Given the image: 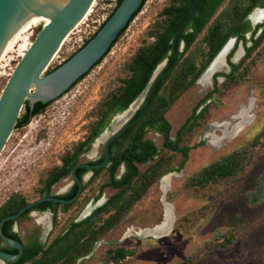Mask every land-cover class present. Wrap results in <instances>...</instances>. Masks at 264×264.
<instances>
[{
	"label": "rangeland",
	"instance_id": "obj_1",
	"mask_svg": "<svg viewBox=\"0 0 264 264\" xmlns=\"http://www.w3.org/2000/svg\"><path fill=\"white\" fill-rule=\"evenodd\" d=\"M169 1L145 0L140 11L97 65L56 97L43 112L33 116L28 124L13 129L0 153V206L13 194L22 196L28 203L41 197L48 171L60 165L62 156L88 134L97 118L101 101L114 92L121 79L127 76L128 64L138 48L152 40L148 31ZM233 1L222 3L181 59L192 56L199 65L206 50L203 40L206 27ZM238 1L245 3L247 0ZM115 2L94 0L86 16L65 38L47 71L81 47L85 39L106 20ZM44 21L40 18L31 24L26 33L29 42ZM244 38L245 46H249L251 32ZM20 43L18 41L0 61V92L22 56ZM239 43L245 47L243 42ZM229 61L237 64L240 59ZM228 67L227 63L223 70L214 69L208 83L204 84L207 75L201 82L196 81L181 92L169 105L164 117L170 124V137H175L177 129L192 114L198 102L212 90L213 75L218 71L229 72ZM236 76L232 82L216 78V91L196 110L198 113L205 107L202 117L197 119L190 132L181 137L180 143L192 148L182 168L168 173L165 198L173 215L170 230L162 234L150 231L164 217L159 178L151 182L117 224L100 235L89 257L83 258L79 264H264V38L243 60ZM142 93L144 99L146 92ZM141 103L135 112L121 120L119 126L135 115ZM249 104L250 121L233 133L232 127L239 121L237 115L241 107ZM23 112L24 106L20 115ZM112 118L103 130L109 131L108 136L113 132ZM144 137L152 140L157 155L137 164L139 174L158 159L164 160L163 168L178 165L181 154L164 148L159 133L147 130ZM106 138L93 153V148L85 152L80 162L99 158ZM232 152H238L241 161L235 175L202 186L191 184V178L203 167ZM91 176L89 174L84 180V189L68 208L64 210L58 206L55 215L50 211L28 214L18 218L13 228L25 241L37 233L40 242L46 246L71 220L79 221L77 219L86 205L98 202L97 207L115 192L111 187L101 189L107 180L105 171ZM70 184L71 178L67 176L52 185L50 191L52 194H63ZM36 214L48 215V232L36 221ZM105 216L103 214L98 221L101 222ZM117 246L132 252L118 263L107 261L109 250Z\"/></svg>",
	"mask_w": 264,
	"mask_h": 264
},
{
	"label": "trees",
	"instance_id": "obj_2",
	"mask_svg": "<svg viewBox=\"0 0 264 264\" xmlns=\"http://www.w3.org/2000/svg\"><path fill=\"white\" fill-rule=\"evenodd\" d=\"M120 1L121 0H116L114 8ZM195 1L196 0H170L169 3L163 7L159 13L160 18L148 31V36L152 38V40L138 48L128 64L127 76L121 79L120 85L114 92L110 93L101 101L97 112V118L91 124L90 130L85 138L77 142L70 151H67L62 156L60 165H56L48 171L43 181L41 197L54 195L50 191L52 185L70 175L73 166L80 162V157L90 149L94 139L98 137L109 124L111 118L116 113L125 110L143 91L156 65L164 59H167L165 68L170 65L173 59L171 42ZM224 1L225 0L199 1L187 24L177 37L175 46L178 59L176 64L169 73L159 79L149 98L146 109L139 120L127 127L110 143V157L108 163L101 168L92 169L91 177L98 175L101 171H105L107 180L102 184L101 189L104 187H111L115 192L101 205L95 207L91 213L83 219L79 221L71 220L66 228L46 246L43 243H39L36 248L30 249L31 247L28 245L26 249L27 254L23 258L28 264H74L79 257L88 254L92 250L101 234L118 223L124 214L128 212L130 207L140 198L141 194L151 182L171 171H177L182 168L192 146L181 144V137L190 132L196 125L197 119L202 117L205 107H202L198 113H196V110L216 91V78L220 76L225 80L234 81L237 77V69L243 64V60L250 56V52L259 44L261 39L264 38V19L254 28H252L248 19V14L254 7H262L264 9V0H247L245 3L234 0L227 9L218 14L206 27V32L203 36L206 50L202 55L203 57L199 65L195 63L192 56H186L181 59L183 53L192 45L197 35L211 20ZM144 2L145 0H143L140 8L132 15L128 24L140 11ZM102 24L103 22L99 25L98 29ZM126 27L127 26L119 32L111 46L116 42ZM40 28L41 25L38 27L37 32ZM258 29H260V32L253 38ZM247 32H251V44L249 46H245L246 41L244 36ZM94 33L86 38L81 46H83ZM232 36L236 37L237 42H243L245 46L244 56L235 64L229 61L234 49L230 51L227 56V63L230 68L229 72H216L213 75L214 87L212 90L198 102L192 114L177 129L175 137H170V124L164 117L165 110L177 99L181 92L197 81L223 43ZM181 42H183V48L179 51L178 48ZM110 47L105 54L109 51ZM104 55L92 67L97 65ZM88 72L80 76L69 88L82 79ZM52 101L53 100L45 103L35 102L33 106H30L28 100H26L24 102V112L18 117L14 128H20L28 124L33 116L43 112ZM138 113L139 110L134 116ZM147 130H152L161 135L164 148L174 153L181 154L182 158L176 167L163 168L164 160L158 159L150 164L142 174H139L137 164L145 163L157 155V148L152 140L144 137ZM101 159L102 155L97 161ZM121 166H123V171L119 173ZM240 167L241 161L239 153L232 152L210 165L203 167L191 178V184L202 186L208 182H215L220 179L231 177L238 172ZM85 171L86 169L84 168H78L75 172L77 176L81 178V175ZM84 187L85 183L82 185V189H84ZM76 188V184H74L70 192L57 196L69 198L75 193ZM95 199H97V197ZM27 203L28 202L22 196L18 194L11 195L0 206V220L16 212ZM73 203L74 202L62 204L59 202L43 201L25 210L21 216L27 215L31 209L44 210L47 208H50L53 215H55L58 206H62L65 210ZM103 214H106V216L99 222L98 220ZM11 221L12 220L8 222L10 223ZM131 252V250L117 246L109 250L107 261L118 263L130 255ZM23 259L17 264H22L24 261Z\"/></svg>",
	"mask_w": 264,
	"mask_h": 264
},
{
	"label": "water",
	"instance_id": "obj_3",
	"mask_svg": "<svg viewBox=\"0 0 264 264\" xmlns=\"http://www.w3.org/2000/svg\"><path fill=\"white\" fill-rule=\"evenodd\" d=\"M199 1L200 0H196L194 2L182 25L178 28L173 37L171 42L173 59L170 65L165 68L167 60L164 59L154 68L146 87L142 91H145L146 94L140 108L138 109L139 113L136 116L129 118L106 138L103 144L101 161L94 163L83 162L76 164L72 168L71 176L77 184L75 194L69 199L59 196H42L22 206L16 212L5 216L0 221V237L2 241L7 246L18 250L16 255L0 251V260L13 262L22 252V246L18 241L11 240L3 234L1 226L5 221L17 218L25 210L43 201L63 203H70L74 201L79 196L82 189V181L77 177L75 173L76 169H86V178L91 173L92 169L101 168L108 163L110 157V143L127 127L133 125L139 120L146 109L149 98L159 79L169 73L176 64L178 59V53L175 46L177 37L187 24ZM93 2L94 0H0V57L26 22L37 16H42L47 19V22L41 25V28L31 40V44L28 49L17 61L0 92V153L17 123V119L20 116L24 102L28 100L30 106H33L35 102L45 103L54 100L60 94L69 89V87L80 76L88 72L90 68L105 54L118 36L119 32L127 26L132 15L140 8L143 0H121L114 8L110 16L103 22L101 27L97 29L94 35L83 46H81L58 66L50 71H47L50 62L61 48L65 38L86 16ZM256 9L261 10L262 16L264 14L262 8H254L248 15L252 26H254L255 23L251 20V14ZM230 40L235 42V38L233 37L227 39L204 71H206L214 60L221 54ZM182 47L183 43L180 44L178 50L181 51ZM239 49L244 52L243 47L239 44V47L235 49L231 60L235 57V54ZM227 54L223 57V62H226ZM142 92L128 105L125 110L116 113L113 116L112 121L114 118L123 115L142 94ZM101 134L102 133L94 139L91 144V149ZM97 204L98 202L94 205H91L90 203L86 205L77 220H81L89 215ZM90 254L91 253L79 257L75 264H79L83 258L89 257Z\"/></svg>",
	"mask_w": 264,
	"mask_h": 264
},
{
	"label": "bare ground",
	"instance_id": "obj_4",
	"mask_svg": "<svg viewBox=\"0 0 264 264\" xmlns=\"http://www.w3.org/2000/svg\"><path fill=\"white\" fill-rule=\"evenodd\" d=\"M40 18L45 20L44 23L47 22V19L42 17V16L34 17V18L30 19L28 22H26L25 25L20 30V32L17 34V36L14 38V40L11 42V44L8 46V48L5 50L3 55L0 57V61L7 55L8 52H10L13 49V47L15 46V44L18 41H21V43L19 44L20 54H22V55L24 54V52L28 49L29 45L31 44V42H29L28 37L26 35L27 30L30 28L32 23H34L37 19H40ZM251 20L255 24L260 22L262 20V12H261V10L256 9L251 14ZM233 43H234L233 40H230L228 42V44L226 45L224 50L221 52V54L214 60V62L210 65V67L206 71H204L203 75H201V77L198 79L199 82H201V80L204 79V77L208 75V79L206 81H204V84L208 83L209 79H210V74H211V72H213L214 69L223 70L224 68L227 67V63L223 62V57L229 52V50L233 46ZM242 56H243V51L239 49L236 52L235 57L232 60L236 61V60L240 59ZM143 95H144V93H142L136 99V101L126 110V112L123 115L114 118V120L112 122V130L113 131L118 128L119 123L121 122V120H123L128 114H131V113L136 111V109L140 105L141 101L143 100ZM250 112H251V104L241 107L240 112L237 115V118H238L239 121H238V123L236 125H234L232 127V132L233 133L234 132L236 133L239 130H241L244 127V125L247 124L250 121V119H251ZM233 118H235V117H233ZM211 131H212V129L209 130V132H211ZM108 135H109V131L108 130H105V131L102 132L100 137L96 140L95 144L93 145V149L91 151L92 153L96 150L98 145ZM168 176H169V174H166L161 179V185L160 186H161V189H162V197L161 198H162V202H163V205H164V217H163V221L159 225L153 227V229L150 230L152 233H155V234H162V233H165V232L169 231L171 226H172V224H173V215H172L171 210H170V204L166 201V198H165L166 192L168 190V182H167ZM36 221L39 224L42 225V227L45 230V232L49 231L50 226H49V221H48V215L47 214H38L37 218H36ZM139 234H141V232Z\"/></svg>",
	"mask_w": 264,
	"mask_h": 264
},
{
	"label": "flooded vegetation",
	"instance_id": "obj_5",
	"mask_svg": "<svg viewBox=\"0 0 264 264\" xmlns=\"http://www.w3.org/2000/svg\"><path fill=\"white\" fill-rule=\"evenodd\" d=\"M254 8H256V7H254ZM253 8V9H254ZM259 8H262V7H259ZM253 9L251 10V12L253 11ZM263 9V8H262ZM250 12V13H251ZM249 13V14H250ZM263 13H264V9H263ZM248 14V15H249ZM249 19V18H248ZM262 19H264V14H263V16H262ZM250 21V20H249ZM251 23V22H250ZM257 24H259V22L258 23H256L254 26H252V24H251V26H252V28H254ZM260 32V29H258L257 30V33H259ZM247 33H249V32H247ZM247 33H245V34H247ZM233 38H235V42H234V45H233V47L231 48V50L232 49H234L233 50V53H234V51H235V49L237 48V47H239L238 45L240 44L239 42H237V40H236V37H234V36H232ZM232 37H229V38H232ZM228 38V39H229ZM181 43H183V42H181ZM180 43V44H181ZM236 44H237V46H236ZM180 46V45H179ZM242 46V45H241ZM243 47V46H242ZM183 48V47H182ZM179 49V48H178ZM243 49H244V47H243ZM230 50V51H231ZM230 51H229V53H230ZM244 52H245V49H244ZM244 52H243V55H244ZM228 53V54H229ZM233 53H232V55H233ZM228 54H227V56H228ZM232 55H231V57H232ZM227 56H226V62H227ZM231 57L229 58L230 60H231ZM243 57V56H242ZM241 59V58H240ZM167 60V59H166ZM212 60V59H211ZM210 60V61H211ZM232 61V60H231ZM167 62V61H166ZM229 66V65H228ZM230 69V68H229ZM204 73V72H203ZM202 73V74H203ZM200 77H201V75H200ZM220 77V76H219ZM223 78V77H222ZM90 149H91V147H90ZM103 151V150H102ZM102 155V154H101ZM98 159V158H97ZM97 159H95V160H88V161H85V162H91V163H94V162H99V161H97ZM102 160V159H101ZM100 160V161H101ZM79 163H83V162H79ZM79 163H77V164H79ZM75 166V165H74ZM73 166V167H74ZM121 168V171L120 172H122L123 171V166H121L120 167ZM72 170V169H71ZM76 173V172H75ZM85 173H87V170L85 171V172H83V174L81 175V178H79L78 176V178L82 181V185L84 184V180L87 178H85ZM91 175H92V170H91V173H90ZM77 175V174H76ZM70 178H71V184H70V188L67 190V192H65V193H63V194H54L53 196H57V195H64V194H67L68 192H70V190L72 189V187H73V185L74 184H76V182L73 180V178H72V176H71V173H70V175H68ZM67 177V176H66ZM65 178V177H64ZM76 187H77V184H76ZM76 190H77V188H76ZM81 191H82V189H81ZM76 192V191H75ZM81 193V192H80ZM75 194V193H74ZM73 194V195H74ZM72 195V196H73ZM71 196V197H72ZM59 197H61V196H59ZM71 197H69V198H71ZM62 198H64V197H62ZM69 198H65V199H69ZM76 200V199H75ZM74 200V201H75ZM74 201H72V202H74ZM53 202V201H52ZM72 202H70V203H72ZM59 203H62V204H68V203H63V202H59ZM44 211H50L51 213H52V211H51V209L50 208H47V209H44V210H38V209H31L28 213H27V215L28 214H32V213H34V212H44ZM53 214V213H52ZM24 216H26V215H24ZM21 217H23V216H21V215H19L17 218H15V219H11L12 221L9 223L8 221H10V220H7V221H5L3 224H2V226H1V230H2V232H3V234L6 236V237H8L9 239H11V240H16V241H18L20 244H21V246H22V252H21V254H20V256L15 260V261H13V262H7V261H2V260H0V264H17L21 259H23L25 256H26V254H27V251H26V249H27V247H28V245H30V249H34V248H36L37 247V245L39 244V243H41L40 242V240H39V238H38V235H37V233H35L34 235H30L29 237H27V240L25 241V240H23L20 236H19V234H18V232H17V230H15L14 228H13V225L15 224V222H16V220L18 219V218H21ZM3 219V218H2ZM1 219V220H2ZM0 220V221H1ZM7 222V223H6ZM0 251H3V252H5V253H8V254H11V255H16L17 253H18V250L16 249V248H13V247H9V246H7L6 244H4V242L2 241V239H1V237H0ZM24 260V259H23ZM27 262L24 260L23 262H22V264H26Z\"/></svg>",
	"mask_w": 264,
	"mask_h": 264
}]
</instances>
